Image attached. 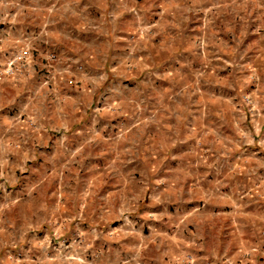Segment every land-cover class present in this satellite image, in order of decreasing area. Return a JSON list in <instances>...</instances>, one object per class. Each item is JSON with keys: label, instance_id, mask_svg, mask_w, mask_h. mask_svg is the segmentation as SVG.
I'll return each instance as SVG.
<instances>
[{"label": "crops", "instance_id": "1", "mask_svg": "<svg viewBox=\"0 0 264 264\" xmlns=\"http://www.w3.org/2000/svg\"><path fill=\"white\" fill-rule=\"evenodd\" d=\"M25 44L0 76L6 178L39 149H117L121 182L54 227L103 247L95 264L257 263L264 0H0V67ZM251 76L253 124L239 104Z\"/></svg>", "mask_w": 264, "mask_h": 264}, {"label": "rangeland", "instance_id": "2", "mask_svg": "<svg viewBox=\"0 0 264 264\" xmlns=\"http://www.w3.org/2000/svg\"><path fill=\"white\" fill-rule=\"evenodd\" d=\"M132 13L136 14V11L132 10ZM198 46L200 51L203 47L200 39ZM254 80L253 76L248 80V91L241 92L239 103L248 109L246 114L251 118V124L256 120V103L250 93ZM1 136L0 132V140ZM257 137L263 140L264 133ZM53 151L51 148L39 149L33 164L24 165L22 170L17 168V176L23 174L15 182L5 176L3 159L8 150L0 147V249L8 264H95L98 259L94 253L103 249H97L94 243L81 242L79 228H57L53 222L79 220L85 201L94 204L96 194L103 188L106 193L110 190L106 188H111L113 182H121L112 180L110 175L114 171L112 156L117 154V149L103 147L102 143L93 148H61L57 156H53ZM261 152L264 154V145ZM260 184H263V190L248 196V206L251 209L249 215L258 222L263 219L264 224V181ZM251 203L255 204L254 208ZM253 250L257 256L256 264H264V244ZM185 258L186 264H192L190 256V259ZM228 262L232 264L230 260L224 261Z\"/></svg>", "mask_w": 264, "mask_h": 264}, {"label": "built area", "instance_id": "3", "mask_svg": "<svg viewBox=\"0 0 264 264\" xmlns=\"http://www.w3.org/2000/svg\"><path fill=\"white\" fill-rule=\"evenodd\" d=\"M133 12L135 11L133 10ZM22 38L26 41V43L28 42L25 36H23ZM28 54H29V46L27 44H25L21 49L16 50L14 54H12L6 59L5 66L0 69V76L12 75L15 71H17L19 66L27 60L26 57ZM50 59L54 60L55 58L51 56ZM186 256L188 259H190L189 258L190 255H186ZM228 264L230 263L228 262Z\"/></svg>", "mask_w": 264, "mask_h": 264}]
</instances>
